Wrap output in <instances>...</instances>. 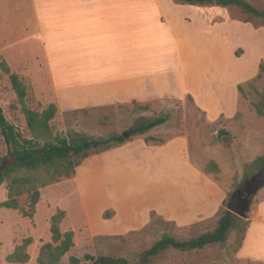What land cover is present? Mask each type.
Wrapping results in <instances>:
<instances>
[{
	"label": "crops",
	"instance_id": "crops-1",
	"mask_svg": "<svg viewBox=\"0 0 264 264\" xmlns=\"http://www.w3.org/2000/svg\"><path fill=\"white\" fill-rule=\"evenodd\" d=\"M31 6V10L25 12L34 14L35 25L27 26L35 29L43 60L19 65L15 73L22 78L27 72L37 98L47 105L55 104L60 113L147 105L190 96L182 88L188 48L204 44V38L208 37L205 29L211 31L213 38L221 36V28H228L227 32L222 30L221 37L229 38L231 21L235 20L227 9L219 6L181 5L174 0H31ZM239 22L250 26L254 34L260 31L264 40L261 28L256 29L246 20ZM24 36L27 37V29ZM6 42L0 41V55L12 44ZM245 56L244 51L238 60ZM263 58V55L257 57L255 66L264 61ZM4 59L10 70H15L10 59ZM235 95L234 104L240 98L236 88ZM234 104L229 120L235 122L238 129L230 130L222 121L216 124L218 119L203 122L206 127H217L213 131L215 136L222 133L221 129L228 133L225 145H205L200 141L193 147L187 129L159 145L147 144L145 138L148 136L139 135L118 148L85 159L75 176L64 182L74 183L81 190L83 181L84 191L91 181H100L105 188L109 184L119 200L117 203H121L125 188L121 187L122 180H131L134 183L129 189L131 186L138 191L131 197L143 199L145 203L149 201L148 218L144 222L150 220L152 212L182 228L214 219L228 198L233 179L237 177L240 182L243 165L251 162L236 153L235 146L242 144L241 137L247 132L253 135L251 141H259L260 148L256 157L264 153V118L246 108L243 117L249 114V119H241V112L237 119L239 109ZM209 162L215 164L217 172L206 171ZM45 189L40 192L33 225L32 220L9 210L22 217L15 218L17 222L28 220L37 227L36 216L43 204ZM155 202L157 206L154 207ZM102 204L104 207L101 206L99 212L92 211L93 217L103 216L105 209H112L109 221L118 218L115 204L113 207ZM56 208L44 217L47 229ZM60 209L66 212L65 218H69L68 212ZM247 216L249 226L236 257L264 264V187L254 196ZM64 222L61 231L65 232ZM111 230L108 231L111 233ZM15 237L11 238L9 251L0 258V264H10L5 262L6 256L24 238L23 235ZM32 239L34 242L35 238ZM32 258L36 260L35 256H30L29 263Z\"/></svg>",
	"mask_w": 264,
	"mask_h": 264
},
{
	"label": "rangeland",
	"instance_id": "rangeland-1",
	"mask_svg": "<svg viewBox=\"0 0 264 264\" xmlns=\"http://www.w3.org/2000/svg\"><path fill=\"white\" fill-rule=\"evenodd\" d=\"M245 1L256 9L264 11V0ZM214 3L213 6H215ZM31 7V0H0V41L12 42L11 45L4 48L2 55L4 58L10 59L11 67L15 69L11 70L13 73L19 71V65L30 64V60H38L39 63L43 60L35 29L27 26L35 25L34 14L25 12L26 9L31 10ZM222 8L227 9L231 17L235 19L231 21L230 37L226 39L221 37L222 30L225 29L227 32L228 28H221L219 32L221 36H214L213 38H211V31L205 29L208 37L204 38V44L188 48V60L184 62L182 72V88L184 87L191 94L190 96L186 95L181 99L158 100L147 105L112 106L67 114L58 112L51 122L54 133L64 136L75 132L84 136L105 137L110 133H120L129 126L145 123L149 119L166 118L165 124L152 129L146 135L165 143L187 129L193 147L198 146L200 141H204L203 144L205 145H213L214 143L225 145L228 133L226 134L225 130L221 129L222 133L215 136L213 131L217 130V127H206L203 122L218 119L216 124L222 121L227 127L230 126V130L238 129L235 126L236 123L229 120L232 105L236 102L235 88L241 98L234 104H237L239 109L236 118L238 119L239 114L242 113L241 119H249L251 116L249 114L243 117L246 108L253 114L255 113L253 105L259 101L258 94L264 90V72L259 70V66L264 65V61L258 63L257 66H255V61L257 57L264 56V40L260 31L254 34L250 26L239 21L246 20L253 24L256 29L261 28L263 33L264 22L249 19L236 7ZM25 26L27 27L25 28ZM25 29H27V37L24 36ZM206 40H212L213 43ZM244 51L246 56L238 60L243 57ZM2 55L0 56L4 59ZM27 74V72L24 73L21 78L29 90L26 104L32 110L40 112L48 105L33 93L31 80ZM247 79L249 80L247 81ZM236 83L241 84L236 85ZM239 87L241 88L240 91L238 90ZM0 107L7 121L16 126L24 137L30 138L17 97L1 68ZM252 118L256 120V117ZM251 137L253 135L247 132L241 137L243 139L242 144L235 146L236 153H239L244 160L252 161L255 159L260 149L258 147L259 141H251ZM153 143L159 144L158 142ZM5 154L6 146L0 136V156ZM84 162L85 160L79 167L83 166ZM122 181L121 187L125 188L122 190L121 203H117L119 200L110 190L109 184L105 183L107 184L105 188L104 185H100V181H91L87 185L86 191H84L83 181L81 190L77 189L76 184L64 181L60 185L44 188V201L36 216L37 227L32 226L33 221H31L32 225L28 220H23L21 223L17 222L15 218H22L17 210L15 211L19 215L6 209H0V258L9 251L11 238L16 236L17 239L23 235V239L30 236L35 238L34 242L32 239V243L28 246L27 252L32 254L29 256H35L37 259L40 247L43 244L51 243V235L49 228H46L44 217L56 207L64 208L69 214V218L64 219L63 230L74 232V247L62 258L59 264H69V257L82 259L85 254L95 257L99 255L128 256L129 253H138L147 249L152 243L160 239L164 232L171 234L177 240H187L216 227L215 221L194 228L192 226L182 228L163 220L154 212L151 213L150 220L144 222L148 218L149 201L147 200L145 203L143 199L138 200V197H131V194H138V191H134L131 186L129 189V185L134 182L131 180ZM6 197L7 190L5 183H3L0 186V203L5 201ZM19 202L24 205L25 197L20 198ZM102 203L110 205L109 207H113L112 205L115 204L119 212L118 218H114L112 222L109 221L113 215L112 209H105L106 211L104 210L105 212L102 213L103 216L97 213L98 218L93 217L92 211L99 212L103 206ZM155 206H157V202H155ZM131 218L132 220L138 218L140 221L128 223L126 220H131ZM157 219H160L162 223L155 224ZM110 228L112 229L111 233L108 231ZM236 234V229H232L228 241L223 246L206 247L196 253L169 252L165 256V260L158 264H261L237 259L231 250ZM106 236L123 237L125 240L122 242L119 240L95 241L97 237ZM23 239L19 240L20 244ZM26 264H36V260L34 261L32 258V262ZM80 264L89 263L82 260Z\"/></svg>",
	"mask_w": 264,
	"mask_h": 264
},
{
	"label": "trees",
	"instance_id": "trees-1",
	"mask_svg": "<svg viewBox=\"0 0 264 264\" xmlns=\"http://www.w3.org/2000/svg\"><path fill=\"white\" fill-rule=\"evenodd\" d=\"M174 1L181 5L190 6H212L215 2L216 6L236 7L249 19L264 22V11L256 9L245 0ZM0 68L7 76L17 97L20 110L25 118L26 127L30 133V138L24 137L16 126L7 121L0 107V136L6 146V154L0 156V186L5 183L7 190L6 200L0 203V209L17 210L22 217L32 221L36 206L41 199L40 191L42 189L73 178L77 168L85 159L118 148L133 138L145 135L152 129L166 123V118L149 119L145 123L129 126L120 133H110L105 137H90L75 132L64 136L56 134L53 131L51 122L59 112L57 106L49 104L40 112L32 110L26 104L29 90L24 81L10 70L4 59L0 62ZM259 70L264 72L263 64L259 66ZM257 76L259 77L260 74ZM238 90L240 91L241 88L239 87ZM258 96L259 101L253 105V108L258 117H264V90ZM83 111L86 110L72 112ZM67 113L69 112L64 114ZM153 142L162 144L161 141H157L155 138H145V143L155 144ZM206 171L217 172V168L213 162H209ZM262 187H264V153L243 165L240 182H238L237 177L233 179L232 189L216 218L192 226L194 228L216 221V227L213 230L187 240H177L171 234L164 232L160 239L138 253H129L128 256L99 255L96 257L85 254L82 259L71 256L68 259L69 264H80L82 260L89 264H158L165 260V256L169 252L196 253L206 247L223 246L228 241L232 229L237 231L231 245V250L236 255L242 246L249 226L247 220L249 206ZM237 191L241 200L247 204L243 218L236 217L227 210V205ZM22 197H25L24 205L19 202ZM65 216L66 212L57 208L50 217L49 233L51 243L43 244L40 247L36 264H59L62 258L74 247V232L72 230L62 232L60 228ZM156 223L162 222L157 219L155 220ZM112 240L122 242L125 238L106 236L95 239L96 242ZM31 243L32 238L23 239L22 243L6 256L5 262L10 264L28 263L30 256L27 249Z\"/></svg>",
	"mask_w": 264,
	"mask_h": 264
},
{
	"label": "water",
	"instance_id": "water-1",
	"mask_svg": "<svg viewBox=\"0 0 264 264\" xmlns=\"http://www.w3.org/2000/svg\"><path fill=\"white\" fill-rule=\"evenodd\" d=\"M214 5L216 6V3H214ZM246 206L247 204L241 200L240 194L237 191L234 193L229 204L227 205V210L236 217L243 218Z\"/></svg>",
	"mask_w": 264,
	"mask_h": 264
}]
</instances>
